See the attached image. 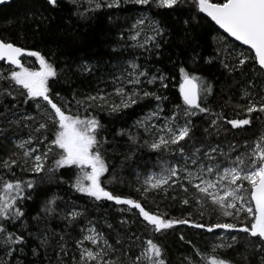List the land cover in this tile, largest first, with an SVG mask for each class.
Returning a JSON list of instances; mask_svg holds the SVG:
<instances>
[{
  "label": "snow or ice",
  "instance_id": "snow-or-ice-1",
  "mask_svg": "<svg viewBox=\"0 0 264 264\" xmlns=\"http://www.w3.org/2000/svg\"><path fill=\"white\" fill-rule=\"evenodd\" d=\"M9 0H0V5ZM74 6L79 0H68ZM89 5L88 11L98 13L105 9H121L125 5H133L143 14L130 26L127 38L121 34L120 39L131 41L128 45L133 49H141L150 55L159 53L163 43H167V31L164 21L154 17L160 16L161 12L152 13V9L171 10L182 7L190 8L189 19L184 20V40L187 47L191 48L193 55L189 57L192 63L204 60L187 35L191 27V20L209 18L223 34L225 39L232 38L240 45L247 46V51L235 54V48L231 47L229 56H234L235 63H229L227 59L221 60L217 53L215 59L220 60L222 66L229 74L239 71L248 60H252L258 66V71L264 75V0H86ZM44 11L38 14H30L33 19V31L43 35L41 29L47 30L49 22L54 19L45 13L54 12L61 5V0H43ZM76 14L80 19L90 17L80 12ZM112 19L111 14L108 16ZM114 53L119 52L113 48ZM35 57L39 68L25 66L21 57ZM0 61L10 67L0 71V80L8 82V89L0 90V95H12L13 86H18L24 103L33 102L37 113L46 117L51 124L37 122L31 127L32 133H41L37 137L30 133L27 139H21L15 143L19 153H12L7 159L0 161V168L7 169L15 177L13 168L19 167L22 172L31 173V179L7 178L0 175V243L6 247V251H14L10 246L23 245L25 237L23 231L17 234L11 230L18 221L26 219L22 205L33 198V193L39 185L56 182L65 183L60 170H74V177L68 181L69 187L77 192L93 199L96 202L110 201L115 205H126L127 211L138 212V215L154 233L172 229L178 224H187L193 228L204 229L208 233L223 229L226 233H245L254 238L251 245L257 251L264 252V136L253 144H245V152L236 151V146H229V151L220 149L219 145H207L206 150L195 148L191 153L186 152L185 143L190 139L193 121L192 117L206 114L211 117L209 127L205 129L208 135H212L209 128L218 133L222 124L230 125L231 129H241L251 124V114L254 112L264 113V96L256 99L249 88L254 87V82L242 86L240 99L247 100L246 104H237L236 107L243 109L244 118H227L223 110L214 111L207 106V97L213 93V85L202 76L189 71L181 64L178 67L179 80L178 92L182 103L174 105V108L164 114L162 102L167 100L166 95L158 91H151L147 85L159 83L161 89H167L168 77L162 73L156 74L148 67L137 62L136 58L127 59L123 64L114 65L118 72L111 73L115 96L119 102L110 100L108 95H87L83 100L72 99L76 103L77 111L73 112L71 101L63 104L54 102L50 96L49 80L60 79V71L54 62L46 59L38 50H28L13 42L0 39ZM205 63H212L210 58ZM95 66L87 62H79L75 68L68 64V72L80 75H92ZM131 86L130 88L127 86ZM59 96V94H56ZM13 99L15 97L13 96ZM156 101V106L143 119L136 122L137 129L143 128L145 136L143 144H139V136L131 133L120 132L118 135H128L130 143L138 147H147L153 152L169 151L173 155L179 154L174 165L167 162L162 167L159 175H149L145 178L144 185L137 189L142 195L150 191L162 190L164 186L172 187L180 183V188L187 193L189 186L195 191L191 194V200L201 208L209 205L224 217L216 223H196L189 219H170L147 209L142 202L134 198H125L115 194L104 186L102 177L109 173L110 166L105 156L104 145L108 141L103 138L104 126L100 120L88 112L89 108L99 107L109 114L118 113L123 109L130 108L143 100ZM41 102L44 107L42 108ZM85 115H80V109ZM239 116V113L237 114ZM25 119L36 121V117L26 116ZM155 121V122H153ZM162 122V123H161ZM44 130V132H41ZM37 140L43 150L33 145ZM202 153V155H201ZM232 153H236L234 156ZM18 156V159H13ZM131 156L125 157L130 159ZM37 177L39 179H37ZM186 182V183H184ZM175 198V197H173ZM60 199L55 194L48 196L40 211L46 215L56 213ZM182 203L188 205L189 198H184ZM83 213L76 210L74 204L63 209L62 219L69 224L76 221ZM203 215V212H201ZM229 218L235 222H229ZM26 229V225L21 224ZM83 231V230H82ZM62 239V238H61ZM184 239L183 236L180 237ZM220 243L213 244L210 251L201 252L196 250L195 255L200 259L188 260V264H231L219 255L218 250L232 247L237 241V235L230 236V242L223 236H217ZM101 241L103 246H101ZM46 242V241H42ZM88 242L92 247H85ZM119 243V241H117ZM80 249L79 260L76 264H116V261L105 259L115 251L106 239H102L95 228L87 229V234L77 241ZM187 259V258H186ZM131 264H165L163 249L152 238L142 243L138 255L131 258Z\"/></svg>",
  "mask_w": 264,
  "mask_h": 264
},
{
  "label": "trees",
  "instance_id": "trees-1",
  "mask_svg": "<svg viewBox=\"0 0 264 264\" xmlns=\"http://www.w3.org/2000/svg\"><path fill=\"white\" fill-rule=\"evenodd\" d=\"M77 8L90 18L80 19L76 14ZM88 9L86 0H79L75 6L68 0H61L58 9L45 13L54 19L49 22L46 31L40 30L43 33L40 35L33 31L34 18L30 14L44 11L43 0H17L0 7V39L28 50H38L46 59L54 62L61 71L60 79L49 80L50 96L58 104L71 101L73 112L77 111L73 95L76 99L83 100L87 95H97L99 90L100 95H108L110 100L119 102V98L115 96L111 73L119 71L114 65L123 64L125 60L132 58H136L138 63L148 67L151 72L162 73L168 77L167 89H161L159 83L147 85L149 90L158 91L168 97L162 102V107L166 110H172L175 104L182 103L178 92V67L181 64L213 85L212 95L206 98L207 106L216 112L223 110L227 118H244L246 115L243 109L236 107L237 104L247 103V100L240 99L242 86L254 82V87L249 88V91L256 99L264 96V75L258 71L252 60H248L239 71L229 74L220 60L215 59L219 53L221 60L227 59L229 63H235L234 56L228 55L231 47L235 48L236 55L247 50L225 39V36L203 16L199 20H191V27L187 33L192 47L204 57V60L198 59L195 64L192 63L189 59L193 55L192 50L186 46L184 40L186 33L183 21L189 19L188 7L175 11L151 10L152 13L161 12L160 16L154 18L164 21L168 33V42L162 44L158 54L151 55L141 49L129 47L131 41L120 39L121 34L127 38L130 26L143 14L135 6L129 4L121 9H105L98 13H91ZM109 14L112 16L111 20L108 18ZM113 48H118L119 52L114 53ZM210 58L213 60L212 63L204 62ZM81 61L95 66L92 75L68 72L65 76L69 63L75 68ZM22 62L27 67L39 68L35 57H23ZM8 68L4 63H0V71ZM5 89H8V82L0 80V90ZM9 90L12 91L11 96L0 95V161L7 159L14 152H20L15 147L16 139L29 137L32 133V128L25 127L26 124L31 126L37 122L48 123L47 134L51 135L50 122L37 113L34 103L31 101L24 103L25 98L18 86H13ZM156 103L154 100L146 99L113 114L95 106L88 109V112L104 126L103 138L108 141L104 145L106 149L104 154L110 171L102 177L104 186L122 197L142 202L147 209L166 218L189 219L204 224L224 220L225 218L219 216L211 205L201 208L195 204L190 198L195 191L191 187L187 192L190 198L188 205L182 203L184 198H188L182 189L178 190L177 194L166 190L167 188L150 191L146 198L137 191L144 185V178L150 172L158 171L167 161L172 160L173 156L169 151L153 152L147 147H138L130 143L127 134L118 133L123 131L139 136V144H143L144 139L148 137L145 136L142 127L137 129L135 125L156 106ZM41 105L43 108V102ZM80 115H85L82 108ZM26 116L36 117V121L27 120ZM210 119L211 117L206 114L192 117L190 139L182 142L185 143L186 152L190 153L192 149L206 147L209 144H229L226 146L234 144L237 152H245V144H252L264 134V113H252L251 124L241 129H231L230 125L222 124L218 133L215 129L209 128L212 135H208L205 129L209 127ZM32 134L41 136V133ZM35 142L43 150V146L37 140ZM127 156L131 158L125 159ZM12 171L15 172V177L4 168H0V175L25 180L31 179L33 175L22 172L19 167L13 168ZM59 175L63 176L65 183L51 182L39 185L33 193V198L22 205L26 219L18 221L11 230L17 234L23 231L25 242L23 245L10 246L15 249L14 251H6V247L9 246L0 243V264H76L79 260L76 245L77 241L82 239L86 223L92 225L101 234L102 239H106L113 246L115 251L105 259L116 261V264H131V258L139 254L142 243L149 238L162 247L165 264H188V260L198 261L200 257L195 255L196 250L208 252L213 244L220 243L217 236L223 229L208 233L204 229L178 224L172 229L154 233L151 226L139 217L138 212L127 211L128 206L115 205L110 201L96 202L73 191L68 181L74 177V170L62 169ZM52 194L60 197L57 201L59 207L55 214L49 216L40 209L46 198ZM72 204L83 215L69 224L67 220L62 219V214L63 209ZM229 222L235 221L229 218ZM21 224L26 225V229L21 227ZM230 234L237 235L238 241L230 248L219 249L221 257L231 261V264H264V252L257 251L255 246L251 245L254 238L245 233ZM181 236L184 237L183 240L180 239ZM102 244L101 242V246ZM85 246L92 247L88 242H85Z\"/></svg>",
  "mask_w": 264,
  "mask_h": 264
},
{
  "label": "rangeland",
  "instance_id": "rangeland-1",
  "mask_svg": "<svg viewBox=\"0 0 264 264\" xmlns=\"http://www.w3.org/2000/svg\"><path fill=\"white\" fill-rule=\"evenodd\" d=\"M155 108V107H154ZM153 108V109H154ZM171 110H166V109H164V113L162 114V115H164V114H168L169 112H170ZM149 113V112H148ZM147 113V114H148ZM146 114V115H147ZM145 115V116H146ZM144 116V117H145ZM144 117H142L141 119H143ZM153 122H155V121H153ZM162 123V122H161ZM262 136H264V134L262 135ZM28 137H26V138H19V139H16V141H15V143L16 142H18L19 140H21V139H27ZM259 140V139H258ZM258 140H256V141H258ZM253 144V143H252ZM212 146H217V145H219V147H220V149H222L223 151H225V152H228L229 151V146H226V145H229V144H211ZM231 145H234V144H231ZM249 145H251V144H249ZM32 146H36V147H38L39 148V145L35 142V140L33 141V145ZM206 148H207V146L206 147H202V149H204V150H206ZM194 149H192V151H193ZM191 151V152H192ZM190 152V153H191ZM171 153V152H170ZM239 153H243V152H239ZM201 155H202V153H201ZM232 155L234 156L235 154L234 153H232ZM171 156H173V159L172 160H169V161H167V164H169V165H174L175 163H176V161H177V158H178V156H179V154L177 153V154H175V155H173L172 153H171ZM164 166H165V164H164ZM162 167L163 166H161L160 167V169L158 170V171H153V172H150L147 176H149V175H159L160 173H161V169H162ZM146 176V177H147ZM145 177V178H146ZM144 178V179H145ZM184 183H186V182H184ZM189 187H191V186H189ZM167 188V189H166ZM163 189H166V190H169V191H171V192H173V193H175V194H177L178 192V190H181V188H180V183L178 182V183H176L175 185H173L172 187H168V186H164V188ZM185 193V192H184ZM186 195H188V198H189V194H187V193H185ZM191 198V197H190ZM189 198V199H190ZM90 227H93L92 225H90V224H88V223H86L85 224V229H84V233H83V235H85V234H87V229L88 228H90ZM94 228V227H93ZM96 230V229H95ZM97 231V230H96ZM98 232V231H97ZM99 233V232H98ZM219 236H223V237H225V239L226 240H230V236H231V234L230 233H226L224 230H221L220 231V233H219ZM102 242V241H101ZM103 245V244H102ZM85 247H88V246H85ZM76 252H77V256L79 257V253H80V249L77 247L76 248Z\"/></svg>",
  "mask_w": 264,
  "mask_h": 264
},
{
  "label": "water",
  "instance_id": "water-1",
  "mask_svg": "<svg viewBox=\"0 0 264 264\" xmlns=\"http://www.w3.org/2000/svg\"><path fill=\"white\" fill-rule=\"evenodd\" d=\"M12 1H17V0H9V2H7V3H5V4H2V5H0V7L1 6H3V5H7V4H9L10 2H12ZM201 16H203V14H201ZM205 19H207L209 22H210V20H209V18H207V17H204ZM221 34H223V32H222V30H219L218 29V26H215L212 22H210ZM225 37H226V34H223ZM229 41H232L233 43H235L236 45H238L239 47H241V48H244V49H246L247 50V46H243V45H240L239 44V42H236V41H233L232 40V38H227ZM26 57V56H25ZM22 58L23 57H21V60H22ZM0 63H4L6 66H8V67H10L9 65H7L5 62H2V61H0ZM257 66V65H256ZM258 67V66H257Z\"/></svg>",
  "mask_w": 264,
  "mask_h": 264
}]
</instances>
